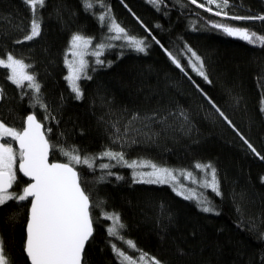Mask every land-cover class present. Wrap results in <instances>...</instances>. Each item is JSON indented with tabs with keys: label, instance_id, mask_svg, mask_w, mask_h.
Wrapping results in <instances>:
<instances>
[{
	"label": "trees",
	"instance_id": "obj_1",
	"mask_svg": "<svg viewBox=\"0 0 264 264\" xmlns=\"http://www.w3.org/2000/svg\"><path fill=\"white\" fill-rule=\"evenodd\" d=\"M90 2L86 9L84 0H45L37 11L40 36L17 44L30 32L32 12L23 0H0V58L10 53L31 65L27 71L47 105V111L33 105L28 82L17 87L7 79L9 70L0 67V120L21 130L25 117L35 114L52 130L46 133L55 146L50 161L71 163L80 174L93 220L82 264H121L113 245L130 257L147 254L161 264H264V46L213 27L226 24L264 36L261 21L230 19L264 16V2L229 0L221 15L206 0ZM113 20L128 36L144 40L145 51L114 41L99 56L102 64L89 56L91 79L77 82L82 93L77 98L65 79L71 37L103 43ZM188 49L203 61L207 81L193 70ZM154 115L166 122H153ZM61 149L78 150L92 166L70 161ZM105 151L123 153L124 160L102 156ZM136 161L196 177V164H210L220 194L204 191L201 205L167 184L137 182L128 166ZM26 184L17 175L11 191L22 194ZM28 207L29 201H10L0 209V237L14 264H28L23 253ZM113 213L124 225L123 240L109 235L112 220L106 216Z\"/></svg>",
	"mask_w": 264,
	"mask_h": 264
},
{
	"label": "snow or ice",
	"instance_id": "obj_2",
	"mask_svg": "<svg viewBox=\"0 0 264 264\" xmlns=\"http://www.w3.org/2000/svg\"><path fill=\"white\" fill-rule=\"evenodd\" d=\"M32 12V20L29 34L23 36L21 40H17V44L26 41H32L41 34L40 23L37 19L38 8L42 9L45 0H23ZM154 4H162L163 0H150ZM208 4L216 3L218 10L215 14L221 15L223 8L228 7L229 0H206ZM196 3V0H192ZM86 9H90L93 5L90 0H84ZM201 7L204 5L201 4ZM227 16V12H223ZM100 19L103 21L104 17ZM233 20H259L264 23V16H249L240 17L232 16ZM214 28L220 29L228 36L238 37L248 43L259 42L264 46V36L257 37L255 32H250L246 28H238L226 24H215ZM109 32L115 33L110 37L112 40L126 39L128 43L138 52L145 51L144 40L136 39L128 36L126 30L113 20L109 26ZM157 43H159L157 41ZM92 44V38H86L81 34H73L70 40V53L73 57L68 60L65 57V64L68 68V75L65 79L69 82L71 89L76 93L77 98L82 95L78 81L83 79H91L87 75L88 62L84 56L88 52L89 45ZM104 43H99L95 46V50L91 55L97 57L96 63L102 64L103 61L99 59L102 54V49L105 48ZM108 47L114 45L109 44ZM191 56L195 58L197 63H192V68L205 81L208 77L204 71V64L196 52L188 49ZM173 63L178 68L181 67L179 61L169 53ZM191 63V61H190ZM0 67L10 71L7 79L10 80L17 87H24V82L27 81V87L32 90L31 100L33 105L42 107L47 111V105L43 102L41 95V86L36 81L34 75L29 74L27 69L31 65L25 64L22 59L15 58L12 54H6L5 58H0ZM183 71V69L181 68ZM3 89H0V99H3ZM215 111L223 117L229 125L231 121L225 116L224 112L216 106L211 100ZM184 117V113L179 114ZM47 118V117H46ZM186 119V117H184ZM135 119V117H134ZM153 122L159 121L165 123L166 118H160L156 115L149 118ZM234 127V126H233ZM50 128L45 129V126L37 120L35 114H29L26 117L25 125L21 130L8 126L4 120H0V140L4 138H11L19 144V163L18 171L24 177H28L30 182L22 189V194H15L9 190L17 182V152L13 149L11 143L0 142V209L8 205V203L29 201L30 215L27 220L26 240L24 245V252L30 264H82L85 244L93 233V220L90 211V197L85 189L81 186L80 174L75 170L71 163H49L50 149L55 147L51 145L46 133H50ZM241 139H244L241 136ZM244 143L251 150L252 153L259 156L255 147L246 139ZM65 156L70 157V161L76 164L83 163L91 167L90 158L82 160L78 150L64 151ZM111 160L123 161L124 155L120 152L105 151L101 154ZM264 159V157H260ZM132 166V165H128ZM102 168H108V164L101 165ZM153 171L146 175L148 178H141L137 182L140 183H167V177L172 176L169 169L158 168L156 165H151ZM197 169L210 170V180L205 181L206 187H211L213 192L220 194L218 181L216 177V169L212 165L196 164ZM189 177L191 174H188ZM29 198H31L29 200ZM187 198V197H186ZM205 212L212 211L210 207H203ZM10 221L14 217L8 218ZM106 219L113 221V226L108 229L110 236H119V230L124 228L120 221L119 214L113 213L106 216ZM123 240L122 236H119ZM130 248H135L132 241L125 242ZM113 251L121 259V264H143V261L148 258L147 254H141L139 257H130L113 245ZM151 264H161L155 257L148 258ZM0 264H14L13 260L7 253L5 242L0 237Z\"/></svg>",
	"mask_w": 264,
	"mask_h": 264
},
{
	"label": "rangeland",
	"instance_id": "obj_3",
	"mask_svg": "<svg viewBox=\"0 0 264 264\" xmlns=\"http://www.w3.org/2000/svg\"><path fill=\"white\" fill-rule=\"evenodd\" d=\"M213 6H216V3H213ZM114 35H115V33L110 32V35L103 40L104 41L103 43L105 45H109V44L113 43L114 41H119V42L123 43L126 47L134 48L133 46H131L128 43V41L126 39H123V38L120 39V40H112V39H110V37H112ZM96 45H93V44L89 45L88 52L84 56V59L86 61H87V58L89 56H93V55H91V52L95 50V46ZM101 51H103V49ZM93 57L97 58L95 56H93ZM189 57H190L189 59L191 60V62L192 63H197V66H198V62L195 61V58L192 57L191 54H190ZM67 59L68 60H72L73 59L70 51H68V53H67ZM9 74H10V71H9ZM67 75H68V68H67ZM68 84H69V82H68ZM69 86H70V84H69ZM6 139H8L9 140L8 142L11 143V145H12L13 141L11 140V138H7L6 137ZM0 142H2V141L0 140ZM12 147L17 152V164H18V162H19V151H17L15 149V146L12 145ZM129 165H132L131 166V169H132V172H133L132 174H133V177H134V179L136 181L140 180L141 178L147 179L148 177L146 175H143V177H142V174H147V173H150V172L153 171V169L151 167V165H153V164H150V163H147V162H142V161L138 162V161H136V162L129 163ZM158 168H163V167H158ZM165 169H167V168H165ZM199 171H200L199 177L192 176V175L189 177V175H188L189 173L188 172H175V171L171 170L172 176L171 177H167L168 182L167 183H159V184H167L178 195L187 197L189 199H193L196 202H198L199 204L203 205L205 203L204 199H203L204 191L212 190L211 187H206L205 186V181L206 180H210L211 176H210V170L199 169ZM10 192H12V191H10ZM112 226H113V221H112ZM143 264H151V261L149 259H145L143 261Z\"/></svg>",
	"mask_w": 264,
	"mask_h": 264
},
{
	"label": "water",
	"instance_id": "obj_4",
	"mask_svg": "<svg viewBox=\"0 0 264 264\" xmlns=\"http://www.w3.org/2000/svg\"><path fill=\"white\" fill-rule=\"evenodd\" d=\"M261 1H263L264 2V0H261ZM30 114H33V113H30ZM29 115V114H28ZM27 115V116H28ZM26 116V117H27ZM26 117H25V119H24V124H23V126L25 125V121H26ZM38 120V119H37ZM14 146H15V149L17 150V151H19V144L16 142V141H14ZM49 163H61V162H52V161H50V152H49ZM19 163V162H18ZM17 173H18V175L20 176V177H22L24 180H26L27 181V183H29L30 182V180H29V178L28 177H24L23 176V174L22 173H20L19 171H18V164H17ZM27 185V184H26ZM25 185V186H26ZM24 186V187H25ZM23 187V188H24ZM12 189H10L9 191H11ZM31 198H29V200H30ZM30 203H29V207H28V214H27V220H28V218H29V215H30ZM26 227H27V222H26V225H25V239H24V245H25V240H26ZM92 235H93V233H92ZM92 237V236H91ZM90 237V238H91ZM90 238H89V240H90ZM88 240V241H89ZM87 241V242H88ZM87 242H86V244H87ZM86 244H85V247H86ZM23 253H24V256L26 257V255H25V252H24V246H23ZM27 259V258H26ZM27 262H28V264H30V262L27 260Z\"/></svg>",
	"mask_w": 264,
	"mask_h": 264
}]
</instances>
